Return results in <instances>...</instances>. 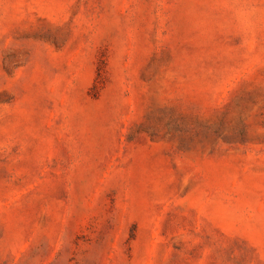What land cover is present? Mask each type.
I'll use <instances>...</instances> for the list:
<instances>
[{"label": "rangeland", "instance_id": "1", "mask_svg": "<svg viewBox=\"0 0 264 264\" xmlns=\"http://www.w3.org/2000/svg\"><path fill=\"white\" fill-rule=\"evenodd\" d=\"M0 264H264V0H0Z\"/></svg>", "mask_w": 264, "mask_h": 264}]
</instances>
